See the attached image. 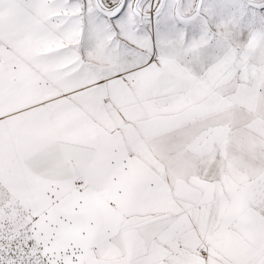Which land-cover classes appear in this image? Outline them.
I'll return each instance as SVG.
<instances>
[{
  "label": "snow or ice",
  "instance_id": "obj_1",
  "mask_svg": "<svg viewBox=\"0 0 264 264\" xmlns=\"http://www.w3.org/2000/svg\"><path fill=\"white\" fill-rule=\"evenodd\" d=\"M0 264H264V0H0Z\"/></svg>",
  "mask_w": 264,
  "mask_h": 264
}]
</instances>
